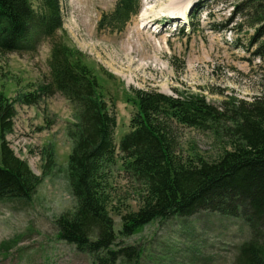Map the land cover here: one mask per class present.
I'll use <instances>...</instances> for the list:
<instances>
[{"label": "rangeland", "instance_id": "rangeland-1", "mask_svg": "<svg viewBox=\"0 0 264 264\" xmlns=\"http://www.w3.org/2000/svg\"><path fill=\"white\" fill-rule=\"evenodd\" d=\"M117 1L61 0L64 25L59 34L86 54L117 118L118 155L105 172L118 233L122 216L136 212L146 193L143 184L127 175L119 150L137 111L134 90L196 94L225 113L234 99L264 103V0H142L123 30L100 29L102 15L110 14ZM143 8L153 20L147 27L139 16ZM171 11L185 12V19H173ZM50 48V41H43L36 54H0V90L14 98L26 85L46 80ZM16 107L8 141L41 183L30 199L0 201V264H97L57 237V218L76 206L66 175L72 147L66 129L74 121L69 100L56 93L39 105ZM172 123L182 157L195 153L215 160L230 143L225 129L217 133ZM47 148L54 152V165L48 168ZM250 233L242 217L200 212L152 221L130 237H119L113 249L140 252L139 257L124 254L118 264H233Z\"/></svg>", "mask_w": 264, "mask_h": 264}, {"label": "trees", "instance_id": "trees-1", "mask_svg": "<svg viewBox=\"0 0 264 264\" xmlns=\"http://www.w3.org/2000/svg\"><path fill=\"white\" fill-rule=\"evenodd\" d=\"M36 1L0 0L1 55L36 54L43 41L51 44L46 80L26 85L14 98L0 91V201L30 199L41 183L7 140L14 131L16 104L36 106L60 93L74 117L66 129L72 142L66 175L76 206L57 218L59 240L90 254L97 264H118L124 254L140 256L136 248L114 250L119 237H130L157 219L213 212L242 217L250 228V238L238 246L233 264H264V103L234 99L225 113L196 94L174 97L135 89L137 111L119 150L127 175L143 184L146 193L136 212L122 216L117 233L105 172L118 155L116 115L86 54L58 34L63 28L61 0ZM139 8L140 0H118L99 27L123 30ZM173 121L217 133L225 129L230 143L215 160L195 153L182 157L171 132ZM44 153V167H52L53 149Z\"/></svg>", "mask_w": 264, "mask_h": 264}, {"label": "bare ground", "instance_id": "bare-ground-1", "mask_svg": "<svg viewBox=\"0 0 264 264\" xmlns=\"http://www.w3.org/2000/svg\"><path fill=\"white\" fill-rule=\"evenodd\" d=\"M170 14H171L170 17H172L173 19L174 18H176V19L185 18V12H183V11L182 12H180V11H171ZM139 16L141 17V20H145V23L143 24L144 27H147L149 25V23H151L153 21L152 19L149 18V14L146 12V10H144V8L140 12Z\"/></svg>", "mask_w": 264, "mask_h": 264}]
</instances>
